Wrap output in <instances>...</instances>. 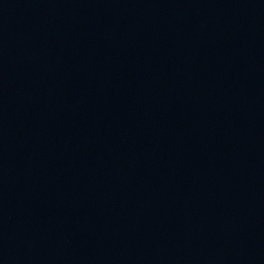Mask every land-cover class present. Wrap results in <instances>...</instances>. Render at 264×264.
<instances>
[{"label": "water", "instance_id": "water-1", "mask_svg": "<svg viewBox=\"0 0 264 264\" xmlns=\"http://www.w3.org/2000/svg\"><path fill=\"white\" fill-rule=\"evenodd\" d=\"M0 264H264V0H0Z\"/></svg>", "mask_w": 264, "mask_h": 264}]
</instances>
